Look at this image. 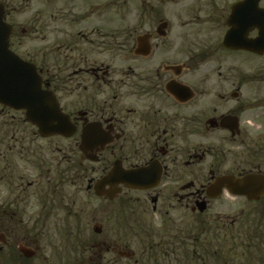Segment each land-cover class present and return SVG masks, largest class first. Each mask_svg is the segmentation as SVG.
Wrapping results in <instances>:
<instances>
[{"label":"flooded vegetation","instance_id":"obj_1","mask_svg":"<svg viewBox=\"0 0 264 264\" xmlns=\"http://www.w3.org/2000/svg\"><path fill=\"white\" fill-rule=\"evenodd\" d=\"M0 5L73 127L0 104V264H256L248 217L206 215L264 176V0ZM31 35L54 75L14 49Z\"/></svg>","mask_w":264,"mask_h":264},{"label":"water","instance_id":"obj_2","mask_svg":"<svg viewBox=\"0 0 264 264\" xmlns=\"http://www.w3.org/2000/svg\"><path fill=\"white\" fill-rule=\"evenodd\" d=\"M3 16L0 5V104L25 111L26 119L36 125L41 134H71L70 119L58 107L54 94L42 88L36 66L9 49L11 27L4 23ZM221 183L229 186L233 195L244 196L248 201H258L264 194L263 175L227 178Z\"/></svg>","mask_w":264,"mask_h":264},{"label":"rangeland","instance_id":"obj_3","mask_svg":"<svg viewBox=\"0 0 264 264\" xmlns=\"http://www.w3.org/2000/svg\"><path fill=\"white\" fill-rule=\"evenodd\" d=\"M25 16L20 15L16 18V15H14L15 21L18 23L23 22L22 19H24ZM133 17V16H132ZM97 19L100 18H95L96 22ZM18 20V21H17ZM19 33V32H18ZM20 37L19 39L16 37L14 39V49L19 52L21 55H25L27 53H32L34 54L35 63L38 66H44L42 67L43 70H49L51 75L55 74V68L54 64L50 63H43L41 60V55L44 53L45 47L43 46V43L40 41L39 36H18ZM51 47H46L47 49H50ZM49 52H47L48 54ZM50 55V54H49ZM51 57V56H50ZM53 60V57H52ZM49 80V79H48ZM51 81L55 82V79H51ZM54 89V88H52ZM211 164L210 161L206 162V165ZM203 167V166H202ZM204 169V167H203ZM204 171V170H203ZM213 209L207 213V220L209 221V226L211 230H216V228H220L221 224L226 222V217L228 220L230 219H235V218H241V216L248 217L250 221H244L240 226L236 227L235 230H249V231H254L255 234L262 228V231L264 232V203H247L245 200L242 199H234L231 196H225L224 198H220L216 202L213 203ZM210 215V216H208ZM212 215V216H211ZM220 216L222 222L218 223L215 222L214 218L215 216ZM230 217V218H229ZM193 219V218H191ZM212 219V220H211ZM193 223H197L195 219L192 220ZM191 223V225H193ZM261 232V231H260ZM260 235V234H257Z\"/></svg>","mask_w":264,"mask_h":264},{"label":"trees","instance_id":"obj_4","mask_svg":"<svg viewBox=\"0 0 264 264\" xmlns=\"http://www.w3.org/2000/svg\"><path fill=\"white\" fill-rule=\"evenodd\" d=\"M256 233L260 234L259 236H257V237H259L258 239H260V242L254 244V247H255L254 252H253L254 256H255L254 261L256 264L257 263L261 264V263H263V253H261V252H263V249H264V241H263L264 232L262 231V228H260V230H258V232H256ZM261 240H262V242H261ZM259 256H262V260L259 258Z\"/></svg>","mask_w":264,"mask_h":264}]
</instances>
